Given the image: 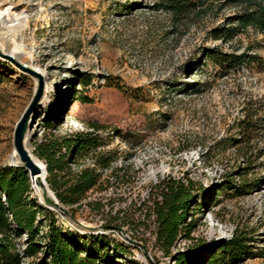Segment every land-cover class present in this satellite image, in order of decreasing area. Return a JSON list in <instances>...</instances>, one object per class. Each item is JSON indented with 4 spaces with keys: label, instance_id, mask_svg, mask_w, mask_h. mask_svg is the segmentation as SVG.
<instances>
[{
    "label": "rangeland",
    "instance_id": "obj_1",
    "mask_svg": "<svg viewBox=\"0 0 264 264\" xmlns=\"http://www.w3.org/2000/svg\"><path fill=\"white\" fill-rule=\"evenodd\" d=\"M156 3L0 0V7L24 12L27 24L20 30L24 39H15L11 48L21 47L31 55L26 69V55L0 58V166L12 163L15 123L38 83L27 69L40 70L42 95L31 118L27 148L34 154L36 141L51 132L59 136L88 132L99 143L85 155L84 164L91 165L90 155L96 151L110 155L116 169H100L102 178L112 181L106 189L89 193L87 200L99 195L110 198L98 211L86 202L75 210L49 205L44 201L47 192H32L63 229L79 235L82 245L103 234L110 243L124 245L119 264H211L209 257L232 231L239 230L249 237L253 250H260L264 248V131L254 137L248 154L231 141L238 135L236 120L245 99L264 95V36L248 28L230 41L216 40L210 31L233 8L176 24ZM17 30L2 29L9 37H16ZM211 50L256 53L259 58L223 70L207 56ZM47 116L49 128L43 121ZM114 175L129 180L113 183ZM167 175L189 180L193 192L194 183L203 191L191 207L195 224L191 238L179 237L164 255L153 245L151 227H102L107 212L123 210L139 216L132 204ZM226 179L251 188L240 194L224 186ZM23 241V237L18 241L20 251ZM194 248L202 252L200 258L179 262V253ZM102 253L113 256L116 251L110 244ZM42 256L40 252L33 259ZM29 260L25 258L23 264ZM239 264H264V258Z\"/></svg>",
    "mask_w": 264,
    "mask_h": 264
},
{
    "label": "trees",
    "instance_id": "obj_2",
    "mask_svg": "<svg viewBox=\"0 0 264 264\" xmlns=\"http://www.w3.org/2000/svg\"><path fill=\"white\" fill-rule=\"evenodd\" d=\"M155 5L167 11L176 24H185L192 16L199 19L204 15H218L223 9L233 8L231 13L223 16L222 23L210 31L213 39L230 41L248 28L264 36V0H157ZM207 54L223 70L238 68L259 58L256 53L246 52L211 50ZM74 97L72 95V99ZM82 100L88 101V98L82 96ZM241 109L242 114L236 120L238 135L231 142L248 154L254 137L264 131V95L248 96ZM50 119L49 116L43 119L45 128L52 126ZM91 125L100 127L95 123ZM98 143L95 135L83 131L67 136L51 132L36 141L33 152L45 164L46 183L57 201L54 203L46 195V204H60L75 210L86 202L98 211L108 203L110 198L105 195L87 200L90 192L94 189L104 190L112 181L109 177L102 178L99 170H116L111 167L110 155L104 156L96 151L90 155L91 165L84 164L85 155L93 151ZM73 165H76L75 168ZM113 179V183H127L129 180L125 175H114ZM223 183L227 189L240 194L251 188L245 183L236 185L228 179ZM32 187L25 168L19 165L0 166V264H23L25 258H30L27 264H119L118 259L125 250L122 243H110L107 235L96 234L91 236L88 246L82 245L75 231L63 229L49 208L36 201L32 196ZM191 187L192 183L184 181L182 177L163 176L151 186L145 197L132 204L133 212L139 211V216L135 217L123 210H116L112 214L107 212L109 214L102 227L110 230L119 229L123 225L135 230L151 227L153 245L168 255L179 237L189 239L195 229L190 217L191 207L193 203L194 207L197 205V199L203 191L195 183L194 192ZM149 218L152 220L147 223ZM22 237L24 246L20 251L18 241ZM249 241L246 234L234 230L222 242L219 250L209 257V261L211 264H239L248 258H264V248L253 250ZM110 244L116 251L115 255H104L102 251L107 250ZM40 252L43 256L34 260ZM201 253L197 248L182 251L178 260H196L201 257Z\"/></svg>",
    "mask_w": 264,
    "mask_h": 264
},
{
    "label": "bare ground",
    "instance_id": "obj_3",
    "mask_svg": "<svg viewBox=\"0 0 264 264\" xmlns=\"http://www.w3.org/2000/svg\"><path fill=\"white\" fill-rule=\"evenodd\" d=\"M16 12L11 9L8 5H3L0 7V46H1V52H0V58H12V57H22L23 55H26L27 58L23 62L24 67H29L30 64V58L31 55L26 53L21 47H18L17 49H12L11 44L14 42L15 39H17L19 42L23 41V35L20 30L24 29L26 26V18L24 19V12ZM17 34L16 37L12 36L9 37V35H6L3 33L2 29H10L14 30L17 28ZM14 28V29H13ZM23 32V31H22ZM16 59V58H15ZM25 59V58H24ZM23 60V59H21ZM34 72H37L39 75L42 73L40 70H33ZM35 83H37V77L34 78ZM31 124V123H30ZM29 132H27L23 138V144L25 148L28 150L30 157L35 162L36 166L38 167V171L32 176V184L34 187V190L37 194L41 195L43 192H47L48 194H51L50 190L48 189L47 183H46V171L44 167L43 161L38 159L26 146V140L28 138ZM10 160L14 163H17L19 161L18 155L13 149L11 155L9 156Z\"/></svg>",
    "mask_w": 264,
    "mask_h": 264
},
{
    "label": "water",
    "instance_id": "obj_4",
    "mask_svg": "<svg viewBox=\"0 0 264 264\" xmlns=\"http://www.w3.org/2000/svg\"><path fill=\"white\" fill-rule=\"evenodd\" d=\"M27 71H29L31 74L35 75L38 78V83L30 101L28 102L27 106L22 111L18 120L15 123L14 131H13V147L18 155L19 161L17 163L12 162L10 165H19L25 168L28 171L29 177L31 179V177L34 176V174L38 171V167L30 157L28 150L25 148L23 144V138L25 134L30 131L31 118L38 106L39 99L42 95V82L40 75L37 72H34L31 69H27ZM45 171H46V167H45ZM50 192L51 194H49V197L54 201V203H56L57 201L53 192L51 190Z\"/></svg>",
    "mask_w": 264,
    "mask_h": 264
}]
</instances>
